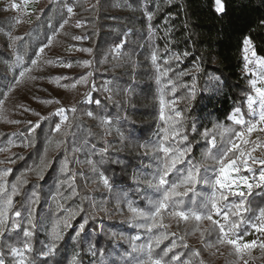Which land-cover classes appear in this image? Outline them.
Returning <instances> with one entry per match:
<instances>
[{
  "label": "trees",
  "instance_id": "trees-1",
  "mask_svg": "<svg viewBox=\"0 0 264 264\" xmlns=\"http://www.w3.org/2000/svg\"><path fill=\"white\" fill-rule=\"evenodd\" d=\"M220 2L218 10L216 0H63L43 9L16 50L28 64L71 4L72 20L82 24L79 39L70 42L90 49V100L79 99L62 128L56 114L16 130L0 127V255L8 246L34 250L55 240L83 264H118L115 256L130 249L120 242L130 229L126 207L148 210L151 198L166 193L146 189L159 159L182 154L177 165L184 170L210 161L199 173L206 177L223 157H233L228 143L241 125L230 114L239 109L246 117L253 92L243 46L249 41L264 59V0ZM13 22L0 5V101L18 72L10 69ZM191 196L170 198L182 210L206 209ZM259 206L264 195L250 213ZM198 224L183 229L185 240L220 242L214 226ZM153 234L160 233L142 236ZM164 242L152 249L163 260L178 253L200 264L198 255L208 254L202 245L185 247L181 238L165 252Z\"/></svg>",
  "mask_w": 264,
  "mask_h": 264
},
{
  "label": "rangeland",
  "instance_id": "rangeland-1",
  "mask_svg": "<svg viewBox=\"0 0 264 264\" xmlns=\"http://www.w3.org/2000/svg\"><path fill=\"white\" fill-rule=\"evenodd\" d=\"M58 1L63 0H0V5L14 17L8 34L12 53L10 69L18 71L0 101V127L16 130L19 126L37 124L49 115L56 114L59 118L57 127L62 128L68 124L69 115L77 101L81 98L90 100V49L70 42L79 39L76 29L82 24L72 20L74 10L71 4L65 5L67 18L49 36L47 43L38 48L37 54L28 64H24L21 53L16 50L17 43L37 21L43 9ZM216 8L220 9L218 3ZM243 49L244 63L252 61H249L253 70L250 82L259 85L264 91V63L257 64V58L249 54V41L244 42ZM248 103V116L242 120L245 123L252 120L264 123V93L257 91ZM16 146L17 143L12 144L7 149V155ZM162 149L164 153L169 152L164 146ZM233 154L230 158L223 157L216 169L211 170L206 177L199 173L209 167L210 161L209 164L205 162L204 167L187 165L184 170L177 165L183 160L182 154H172L163 162L159 159V165L154 166L146 189L154 191L160 188L166 193L163 197L151 198L148 210L131 204L126 207L124 217L130 229L120 235V242L126 243L130 249L126 253L122 249L115 256L118 264H191L187 257L180 258L178 253H173L171 260H163L152 253L153 247L162 241L167 245L165 252L174 250L179 238L184 240L185 247L193 251H196L197 244L204 247L208 254H197L200 264H256L257 257L264 264V206L250 213L255 198L264 195V161L251 156L238 159ZM2 156H5L4 152L0 158ZM0 165H5L2 160ZM173 168L181 172H177L178 178L167 181L166 176ZM187 193L202 199L206 209L182 210L174 206L170 197ZM193 221H199L198 229L214 226L220 242L204 246L201 241L190 243L185 240L183 229L192 225ZM153 229L160 234H153L149 238L142 236L144 231L150 233ZM168 235L171 240H167ZM0 264L83 263L71 254L69 248L60 247L55 240H51L38 242L34 250L8 246L0 255ZM95 264H105V261L100 260Z\"/></svg>",
  "mask_w": 264,
  "mask_h": 264
},
{
  "label": "built area",
  "instance_id": "built-area-1",
  "mask_svg": "<svg viewBox=\"0 0 264 264\" xmlns=\"http://www.w3.org/2000/svg\"><path fill=\"white\" fill-rule=\"evenodd\" d=\"M229 149L238 159L251 156L264 161V123L259 120L243 123L229 142Z\"/></svg>",
  "mask_w": 264,
  "mask_h": 264
},
{
  "label": "crops",
  "instance_id": "crops-1",
  "mask_svg": "<svg viewBox=\"0 0 264 264\" xmlns=\"http://www.w3.org/2000/svg\"><path fill=\"white\" fill-rule=\"evenodd\" d=\"M216 3H218L219 5H220V9H221V7H222V4H221V2H220V0H216ZM219 9V10H220ZM249 45H250V47H251V44H250V42H249ZM250 55H253V56H255L257 59H256V62H257V64H260L261 62H263L264 63V59L262 58V57H260V56H257L256 54H255V52L253 51V49L251 48L250 49V53H249ZM249 61H251V60H249ZM249 61L247 60V61H245V63H244V72L245 73H247V74H249L250 76H251V74L250 73H253V70H252V63H249ZM252 62V61H251ZM252 85V89H253V92H252V94H250L249 96H248V98H247V100H246V105H247V115H246V117L242 114V112L239 110V109H236V110H234V111H232L231 112V114H230V119L233 121V122H236V123H238V124H240V125H242L243 123H245L243 120H245V118H247V116H248V109H249V100H253V98L255 97V95H256V93H257V91L258 92H261V93H264V91H263V89H262V87H260L259 85H257L256 84V86L254 85V83H252L251 84ZM238 110V111H237ZM231 116H234L235 117V119H233V117H231ZM243 119V120H242ZM243 122V123H242ZM240 130V129H239ZM238 130V131H239ZM237 131V132H238Z\"/></svg>",
  "mask_w": 264,
  "mask_h": 264
}]
</instances>
